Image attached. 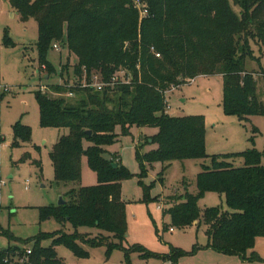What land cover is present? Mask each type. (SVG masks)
<instances>
[{"label": "trees", "instance_id": "obj_1", "mask_svg": "<svg viewBox=\"0 0 264 264\" xmlns=\"http://www.w3.org/2000/svg\"><path fill=\"white\" fill-rule=\"evenodd\" d=\"M142 1L147 15L140 20L132 0H11L21 20L32 18L37 23L38 71L46 73L45 79L54 72L46 54L56 43L76 58L72 79L64 66L60 77L66 73L67 80L45 87L54 96L34 93L39 125L68 130L50 153L55 182H80L83 156L97 176V185L67 191L64 205L40 209L41 220L53 217L74 228H97L125 238L120 183L131 175L116 156L109 161L102 157L103 147L116 139L117 126L124 134L131 127L156 129L146 138L157 145L143 158L149 164L208 157L203 117L172 116L166 111L164 93L172 86L198 76L220 75L226 115L241 121L264 117V72L259 94L256 74L245 70L247 57L253 58L251 45L264 48V0ZM5 43H11L7 36ZM120 70L128 83L114 82L101 90L83 85L94 77L108 84ZM12 133L13 147L31 139V129L20 122L12 125ZM84 142L90 146L84 148ZM234 158H242L243 166L235 167ZM141 168L144 173L142 164ZM197 188V195H186L169 210L173 220L205 224L207 248L247 260L246 252L256 239L264 238V152L250 149L212 157L198 176ZM208 191L223 195L228 211L207 208L199 214L197 200ZM49 237L82 254L75 245L77 236L40 234L32 239L30 255L26 256L27 248H8L0 251V264H57L54 250L40 246V240ZM102 243L99 238L92 245ZM134 250L142 252L141 247ZM180 254L174 250L157 258L176 264Z\"/></svg>", "mask_w": 264, "mask_h": 264}, {"label": "rangeland", "instance_id": "obj_2", "mask_svg": "<svg viewBox=\"0 0 264 264\" xmlns=\"http://www.w3.org/2000/svg\"><path fill=\"white\" fill-rule=\"evenodd\" d=\"M5 36L11 43H5ZM37 39L36 21L32 18L21 20L11 0H0V251L29 249L32 239L40 234L61 232L77 236L75 245L82 254H75L65 244H55L53 237L41 239V247L54 250L57 264H171L157 257H167L174 250L181 252L176 264H264V238L256 239L253 249L246 252L247 260H243L207 248L205 224L182 225L169 213L186 195L198 194V176L204 166H210L212 157L250 149L264 152V117L252 116L241 121L236 116L226 115L222 108L224 92L220 75L198 76L170 93L167 91L166 96L170 115L203 117L208 157L145 162L143 158L157 149L156 144L146 141L156 132L155 128L131 127L124 134L117 126L116 139L103 147L102 157L109 161L116 156L131 175L120 183L126 220L123 240L97 228H74L69 222L60 223L53 217L41 220L40 209L56 207L60 199L66 200L65 194L72 188L97 185V176L83 156L80 182H55L50 153L68 130L39 125L34 93L41 86L63 84L68 75L72 79L76 58L65 46L56 43L58 50L50 48L46 54V61L54 72L45 79L46 73L38 71ZM251 51L253 58L247 57L245 70L256 74L257 93L260 94L264 48L252 44ZM64 66H68V75L65 73L61 78L60 70ZM43 92L54 96L49 89ZM16 122L31 129L30 141L19 147L12 146V125ZM83 146L86 148L90 143L84 142ZM231 162L235 167L243 166L242 158L231 159ZM207 208L228 211L224 196L212 191L197 200L199 214ZM99 238H103V243L92 245ZM26 240L29 242L24 243ZM135 247H141L142 252L134 250ZM145 254L155 257H145ZM252 256L257 257L249 260Z\"/></svg>", "mask_w": 264, "mask_h": 264}, {"label": "built area", "instance_id": "obj_3", "mask_svg": "<svg viewBox=\"0 0 264 264\" xmlns=\"http://www.w3.org/2000/svg\"><path fill=\"white\" fill-rule=\"evenodd\" d=\"M133 3V7L138 11L139 13V19L141 20L142 18H144L147 15V9H146V4L142 1V0H132ZM53 48L55 50H58L57 45H54ZM116 83V82H122V83H128L129 82V78L126 77V74L123 70L118 71L114 76L111 77L110 82L108 84L103 83L102 81L99 80L98 77H94L92 82H89V84L84 81L83 85L85 86H90L91 88L97 89V90H101L104 86L106 85H111L112 83ZM176 87H171L168 90V93L172 92ZM45 90L44 86L40 87V91L43 92ZM165 98L167 96V91L164 93ZM170 107L168 106V103L166 101V111L169 112ZM172 230V229H170ZM31 251L28 249L26 251V256L30 255ZM25 256V257H26Z\"/></svg>", "mask_w": 264, "mask_h": 264}, {"label": "water", "instance_id": "obj_4", "mask_svg": "<svg viewBox=\"0 0 264 264\" xmlns=\"http://www.w3.org/2000/svg\"><path fill=\"white\" fill-rule=\"evenodd\" d=\"M87 134L89 135L90 132H87ZM114 167H116V165H114ZM65 204V201L61 200L59 201L58 205L57 206H61V205H64Z\"/></svg>", "mask_w": 264, "mask_h": 264}]
</instances>
